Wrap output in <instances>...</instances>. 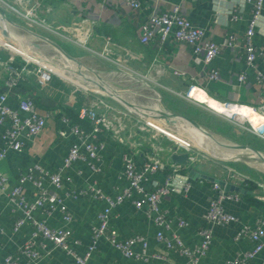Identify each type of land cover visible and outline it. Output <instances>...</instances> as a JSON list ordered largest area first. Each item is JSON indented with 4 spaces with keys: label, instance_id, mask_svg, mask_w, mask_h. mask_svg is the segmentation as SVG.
I'll return each mask as SVG.
<instances>
[{
    "label": "crops",
    "instance_id": "obj_1",
    "mask_svg": "<svg viewBox=\"0 0 264 264\" xmlns=\"http://www.w3.org/2000/svg\"><path fill=\"white\" fill-rule=\"evenodd\" d=\"M254 1L250 0V2L246 1V3L240 4V2L234 0H187L186 3L182 0H142V9L138 14H133L129 10L120 7L118 0H50L42 4L39 16L45 20L49 28L62 27L67 36L74 39L88 38L87 47L93 51L102 53L107 46L106 42H110L108 47L112 51L111 58L124 60L125 65L131 71L151 79L155 83L152 86L155 85L154 87H157L156 90L160 93L171 96H175L174 94L186 96L189 95L190 88L193 86L203 90L195 89L190 94L194 99L197 98V100L204 102L203 100L209 96L211 100L208 104L229 102L247 108L264 118L262 112L264 107V81H258V73L264 77V0L262 17L253 38L255 46L259 50L255 69L246 65L245 57L240 47L238 48L252 18L251 2ZM175 6H180L186 18L204 32L206 41L222 45L230 34L238 36L236 48L223 47L220 55L211 65L212 69L218 70L221 80L212 83L206 81L204 63L201 58L193 57L190 47H180L178 45L160 47L157 44L143 45L140 42L139 29L148 16L155 11L167 12ZM233 11L237 14L236 19L231 14ZM13 26L26 34L41 39V37L26 30L25 27L15 24ZM1 35L3 40L8 42L17 40V36L11 34L10 30H8V36H4L2 31ZM58 38L61 40L60 37ZM23 40L27 43L26 50L21 47L20 49L17 47L6 49L0 46V63H6L14 57V65L20 68L24 65L25 60L17 54H23L29 59L43 63L45 59L40 60L36 58L37 55L29 51L35 49L33 45H30L29 41ZM54 43L58 45L57 42ZM59 44L62 45L61 42ZM66 44L68 47H64L66 50L68 49L67 51L63 47L61 48L68 55L70 54L72 58L74 56H85L86 53L90 54L89 51L76 46L75 43L66 42ZM54 49L61 54L56 48ZM61 56L64 57L62 54ZM44 62H47V60ZM31 66L29 68L34 69ZM52 67L59 72V75L62 74L66 78L67 74L69 78L61 79L60 76H55L48 86L41 88L37 84L36 76L32 74L11 94L15 95L9 100L12 109H18L17 96L31 97L36 100L38 107L43 109L41 112L49 116L46 129L38 139L29 142L22 153L9 150L7 157L1 162L0 172L9 178L11 186L16 184L20 174L33 168V166L39 165L50 172H56L62 166L63 159L68 154L74 138L70 137L64 140L58 137V131L66 129L61 117L66 116L73 123H78V110L96 99V96L86 95L87 93L78 91L74 87L76 81L70 66L65 72L58 70L56 65H52ZM82 67L87 69L83 65ZM112 67L111 70L116 76L127 75L126 77H129V80L135 85L145 87L140 80L130 78L128 74H123L124 72L118 66L113 65ZM172 68H178L186 72V78L181 79L174 76L171 73ZM69 71L71 74L68 73ZM108 73L109 71L105 70L101 74ZM241 73L246 75L244 83L238 81V76ZM6 79L7 74L0 67V94L6 91ZM102 88H106L111 95L117 94L116 92L119 95L124 93L111 88L108 84ZM114 97L118 98L119 101L122 100L120 99L121 96L115 95ZM177 99L182 100L184 103H191L188 99L178 97ZM176 101L178 100L171 99L172 104H176ZM111 104L116 106L113 102ZM169 110L173 112L171 109ZM173 110L175 111L177 108L174 107ZM21 116L24 117L23 114ZM136 120V118H130L131 127L135 126ZM226 121L230 123V121ZM253 123L257 125L259 118L253 119ZM82 125L87 131L89 130L86 123ZM134 129H127L123 135L127 142L130 141L129 145L119 144L107 132L100 134L99 140L104 143V149L100 154L103 163L100 174H92L87 166L79 163L70 171L74 178L72 185L66 186L62 190L51 188L65 200L73 215L72 223L66 226L58 212L51 216L43 215L41 212L37 214L39 218L45 219L52 229L65 227L70 229L72 231L71 247L79 255H83L90 245L92 229L98 225V213L106 208L108 204L86 197L68 198L66 197L68 190L82 189L89 184L97 183L106 196L115 198L122 192L126 184L125 180L121 178L124 170V155L128 152H138L139 155L136 160L138 165L141 166L145 161V157L151 155L152 144L164 149L161 155L164 161L173 163L170 157L175 152V143L168 142L160 135H156L155 139L149 141L148 132L136 133ZM3 131V128L0 127V151L6 148L2 139ZM242 132L238 127L237 131L235 130L238 138L239 136L245 138ZM246 137L256 145V149L251 147L249 143L237 142V144L251 147L264 157V139L247 132ZM134 141L142 144L135 149L133 148ZM197 152L199 154L198 162L186 169L184 174L191 182L190 192L187 194H172L165 198L163 202V209L172 220L170 229L165 230L164 233L168 238H172L173 234L178 235L187 247L198 246L201 243L199 231L207 225L205 216L209 208V200L214 195L212 191L213 179L237 186L241 189L240 192H227L225 187L221 185L227 193L233 194L236 198L224 201L223 209L226 213L235 216L237 222L226 227H214L212 245L206 257L202 260V264H231L237 253L247 252L253 248V244L247 236H243L239 240L236 239V234L241 226H249L250 229L254 230L261 222H264V162L257 157L254 160L256 159L259 162H255L253 168H244L245 166L242 164L239 165L228 159H218L210 156L211 154H207L205 150ZM247 157H249V160L252 159L250 156ZM228 170L234 172L240 179L230 178L229 173H227ZM78 171H81V174H78ZM191 171H195L205 176V178L200 176L193 179L190 176ZM165 177V173L160 172L152 176L151 180L163 184ZM147 187H150L149 183ZM28 189L29 199L34 200V189L32 186H28ZM20 217H22L21 212L15 210L6 196L0 193V264H6V259L15 256L19 248L32 236L33 229L29 225H25L18 232H14V222ZM179 218L185 220L188 226L181 228L178 225ZM110 227L117 232L122 240L136 236L146 238L149 243V253L157 251L165 254L168 261L173 264H185L186 262V259L180 256L178 252L167 251L164 244L157 241V227L143 211L136 210L130 200H125L123 204L112 211ZM45 244V248L41 246V242L38 241L37 244L39 251L46 255L39 264H72V259L65 253L54 250L53 245L48 242ZM135 250L141 252L142 247L139 245ZM48 252L50 254L47 255ZM24 263L25 259L23 258ZM89 264H162V262L126 259L108 241L102 240ZM249 264H264V251Z\"/></svg>",
    "mask_w": 264,
    "mask_h": 264
},
{
    "label": "built area",
    "instance_id": "obj_2",
    "mask_svg": "<svg viewBox=\"0 0 264 264\" xmlns=\"http://www.w3.org/2000/svg\"><path fill=\"white\" fill-rule=\"evenodd\" d=\"M46 1L50 0H0V8L4 11L5 15L6 12L10 11L17 18L38 26H47L45 20L39 17V10ZM234 1L240 2V4H244L246 1L250 2V0ZM182 2L186 3L187 0H182ZM118 4L133 14H138L142 9V0H118ZM251 5L252 18L242 38V43H240L238 48L240 47L245 57L246 65L249 68L255 69L259 50L255 46L253 38L262 17L263 0H255L251 2ZM231 14H233L235 19L237 18V14L234 11ZM51 29L55 35L66 40V42L75 43L76 46L89 51L95 59H103V61L105 60L111 65L118 66L130 78L140 80L145 86L150 87L152 84H155L151 79L131 71L125 65L124 60L111 58L112 51L108 47L110 42L107 41V46L104 51L99 53L87 47L88 38L82 40L74 39L67 36L62 27H52ZM204 37V32L186 18L180 6H175L167 12H152L139 29V40L143 45L153 43L160 47L168 45L190 47L193 57L201 58L204 63V77L206 81L208 83L217 82L221 80L220 73L218 70L212 69L211 65L220 55L223 47L230 49L236 48L238 36L236 34H230L222 45L206 41ZM17 55L22 56L25 60L24 65L20 68L14 65V57L6 63H0L1 69L7 74L5 81L6 91L0 94V127L4 130L2 139L6 146L5 149L0 151V164L7 157L9 150L22 153L29 142L38 139L46 129L47 119L49 117L39 110L36 101L31 97L17 96L18 109H12L9 105V100L11 97H15V95H11L13 90L18 88L32 74L36 76L37 84L41 88H45L52 82L55 76H59L58 73L54 72L53 68L51 69L46 64L29 59L23 54ZM30 66L34 69H30ZM88 71L92 76L95 75L97 77L99 75L97 71L90 68ZM171 73L181 79H185L187 76L186 72L178 68H172ZM238 81L239 83H244L246 81V75L244 73L239 74ZM258 81H264V77L259 73ZM74 87L78 91L85 93L90 91L94 93L92 95L96 96V99L89 105H84L78 110V123H73L66 116L61 117V121L66 125V129H60L57 133L58 137L64 140L70 137L74 138L73 143L69 147L68 154L63 159L62 166L56 172H50L39 165L33 166V168L20 174L16 184L12 186L10 185L9 178L0 172V193L5 195L13 208L22 214V217L16 219L14 222V232H18L25 225H29L33 229L31 238L19 248L15 256L6 259V264H23V258L25 259L24 264H39L46 255H43L39 251L37 247L38 241L41 242V246L44 248L46 247L45 243L48 242L53 245L54 250L65 253L72 259V264H89L102 240L108 241L126 259L142 260L145 262L156 260L162 262V264H173L168 261L165 254L157 251L149 253V243L146 238L136 236L122 240L119 238L117 232L110 227L112 211L123 204L125 200H130L136 210L143 211L147 218L152 220L157 227L156 239L158 242L164 244L167 251L178 252L180 256L186 259L185 264H202L203 258L206 257L212 245L214 227H226L237 222L235 216L226 213L223 209L224 201L236 198L233 194L227 193L219 183L214 182L212 186L214 195L209 200V208L205 216L207 225L199 231L201 243L198 246L187 247L178 235L173 234L172 238L165 236L164 231L170 229L172 224V220L168 217L167 212L164 211L162 206L165 198L172 194H187L192 188L191 182L184 174L186 173V169L198 162L199 154L195 152V146L190 144L181 145L174 140L176 144L174 153H186L189 160L187 166L164 161L160 155L161 152H164V149L153 144L151 145V155L145 157V161L141 166L138 165L136 160L139 155L138 152H128L125 154L123 157L124 170L121 178L125 180L126 184L122 192L115 198L106 196L97 183L89 184L82 189L67 191L66 197L68 198L77 199L79 197H86L108 204L106 208H103L98 213V225L93 227L91 243L83 255L77 254L72 249V231L70 229L67 227L52 229L48 226L45 219L39 218L37 215L39 212L47 216L58 212L62 220L66 223V226L73 222V215L65 200L58 193L51 190V188L62 190L66 186L72 185L74 178L70 174V171L79 163L87 166L92 174L97 175L101 173L103 163L100 154L104 149V143L99 140L100 134L107 132L116 142L122 145H129L123 135L127 129L132 130L133 128H135L136 133L148 132L149 141L155 139L156 135L160 134L172 139L164 130H156L152 125L145 124L141 120L143 118L141 115L147 111L144 112V110L133 105V107L137 108V111H135V108H128L116 97H110L108 94H103L94 89H86L79 84ZM154 88L152 90L156 94L157 102L164 108L162 104L163 97L156 90L157 88ZM159 89L162 90L161 88ZM195 89L201 90L191 86L189 95H174L178 98H184L190 100V102L198 103L190 99L192 97L190 94ZM108 99L119 103L124 110L111 104V101ZM120 99L123 98L120 97ZM221 104L227 107V109L237 106L229 102ZM262 112L264 114V107L262 108ZM22 114L24 117L21 116ZM131 117L137 119L134 127H131V123H129ZM165 120L167 121L166 118ZM85 123L89 127L88 131L83 128L82 124ZM148 127L156 131L151 133L152 131ZM249 131L264 139V129L258 131L255 127H252ZM141 144V142L134 141L133 148L137 149ZM160 172H164L166 175L163 184L151 180L152 176ZM227 173H229L230 178L235 180L240 179L230 170ZM78 174H81V171H78ZM148 183L150 187H147ZM28 186H32L34 189V200L29 199ZM178 225L184 228L188 226V223L179 218ZM243 236L249 238L253 244V248L247 252L237 253L231 264H249L264 251V222H261L254 230L250 229L249 226L242 225L236 234V239L239 240ZM139 245L142 247L141 252L135 250ZM48 254L50 253L48 252Z\"/></svg>",
    "mask_w": 264,
    "mask_h": 264
},
{
    "label": "rangeland",
    "instance_id": "obj_3",
    "mask_svg": "<svg viewBox=\"0 0 264 264\" xmlns=\"http://www.w3.org/2000/svg\"><path fill=\"white\" fill-rule=\"evenodd\" d=\"M6 15H7V18L9 21H11L12 23H14L17 26L20 25L22 27H25L26 30L31 31V33L41 37V39L36 38L34 36H31L28 33L26 34L22 30L17 29L16 26L14 27L13 25L9 24L10 26H7V28H8V30L11 31V34H14L15 36H17L16 37L17 40L9 41V42L6 40H3V38H2L3 36L1 35L2 26H1V22H0V42H1L0 46H2V48L4 47L7 49L8 47L10 48V46H11V47H17L19 49L21 47V48H24L26 50L27 43H25L23 40V39H25V40L29 41L30 45H33V48H35V49L29 50V51L31 53H33L34 55H37L36 58H38L40 60H43V59L47 60V62H44L45 61L44 60L43 63L46 64L48 67L51 66L50 67L51 69L53 68L52 65L59 66V65H63V64L68 63L67 65H69L72 68V72L74 73L73 74L74 79L79 81L80 83L86 82L83 84L90 85V86H92V85L96 86L98 83L108 84L111 88H113L117 91H120V92L123 91L124 93L120 95L123 99H125L131 105H134V106L138 107L139 109L144 110V112L145 111L148 112V113L145 112V114L141 115L143 117L141 120L145 124L147 123L148 125L149 124L152 125L156 130L157 129L169 130V131H173L177 134L181 133L185 137L189 136V135H187V133H185L181 129V127L179 126L178 123L174 124V122H170L168 120L166 121L165 118L161 117L162 116L161 114H160L161 116L158 115L159 113L157 114L156 111H158L157 110L158 107L160 109L162 107L157 102L156 94L153 92L152 89H149L146 86L144 87L143 85L142 86L141 85H135L133 82H131L129 80V77H126L127 75H123L122 77L116 76L114 74V72H110V71H112L111 68H113L112 67L113 65L109 64L105 60L103 61V59H101V60L95 59L90 54L86 53L85 56L83 55L80 57L74 56L75 58L73 57V59H75V61H77L79 64L74 62L73 60L68 58L66 55H63L61 53L64 56V57H62L61 54H59L54 49L53 46L48 44V42H52V43L57 42L60 47H62V45H64L65 47L66 46L68 47V45L66 44V40H64L62 38L60 40L55 35V33L52 32L51 28H49L48 26H45V25L38 26V25L32 24V23L25 21V20L23 21L22 19L13 16L12 12H10V11L6 12ZM13 17H14V19H12ZM14 32H16V33H14ZM60 42L62 45L59 44ZM6 45L7 46L9 45V46L7 47ZM77 50L78 49L76 48V51ZM40 57H42V58H40ZM63 58L66 60H63ZM54 60L56 62H54ZM82 65L84 67H87V69L83 68ZM89 68L97 71L98 72L97 74H99L101 76L100 77H99V75L97 77L95 75L92 76L91 73L88 71ZM67 69H68V67H66V70ZM53 70H54V68H53ZM105 70L109 71V73L108 74H101V73L105 72ZM54 72L59 74V72H57L56 70H54ZM59 76L61 79L65 78L62 74H60ZM65 79H68V78H65ZM76 83L74 82V84H76ZM82 83H81V86H85V85H82ZM78 84L79 83H77L76 85H78ZM86 87L87 86H85L84 88H86ZM150 87L154 88V86H150ZM93 88H96V87H93ZM93 88H91V89H93ZM156 88L157 87H155L154 89H156ZM97 91L102 92L103 94L111 95L110 92L106 88L98 89ZM87 93L94 94L90 91H87ZM116 93L118 95L114 93L113 96H115V95L119 96V93L118 92H116ZM174 97H176V96H174ZM190 99H192V100H194L200 104L192 103V102L191 103H188V102L184 103V102H181L180 100L176 99V100H178V101H176V104L178 105V108H180V113L183 111H185V113L187 112L186 117H188L194 121L196 120V122H197V120L200 121L201 119L199 117H197L196 115L198 114V112H201L203 114L204 119H205V120H203V118H202V120H201L202 121L201 123H203V125H206V122H205L206 120H208V123L211 125H218V124L222 123L223 119H226V120L230 121V124H232L235 127H238L241 131H243V133L245 134V137H246V132L250 133L249 129L252 128V125L246 119H241L237 116L226 115L223 112H219V111L209 107L208 102L211 100L209 96H207V98H205L203 100L204 102L197 100V98L194 99V97H190ZM108 100L113 102L118 108L124 110L123 107L121 105H119V103H117L116 101H113L111 99H108ZM162 104H163V102H162ZM202 104H204V105H202ZM165 106L169 109L167 104H165ZM162 109H164V108H162ZM159 112H160V110H159ZM127 113H129V112L127 111ZM174 113H176V112H174ZM157 117H160V118H157ZM203 125H201V126H203ZM203 127L205 129H207L210 134H212V137L219 139L223 143L226 142L225 144H227L228 146L232 145L233 147H235L236 145H238L237 141H235L233 139L231 140V139L226 138V137H224V136H222L216 132H213L212 130L206 128L205 126H203ZM148 128H150V130L153 133L156 131L155 129H153L151 127H148ZM160 136L165 138V140H167L168 142L171 141L174 143V140L166 137V135L160 134ZM254 142H256V141H254ZM128 143L130 144V141ZM203 144L207 147L208 151L207 150L206 151H207V154H209V155L211 154L210 156H214L218 159H228V160H230L234 163H237L239 165L242 164L243 166H245L244 168H247V167L253 168V166H255V162H257V163L259 162L256 159L255 160L254 159L249 160V157H247V156H250L252 154L250 153V155H249L247 153L248 151L245 152L246 154L243 153V156L233 157V155H234L233 153L238 152V151H234V150L229 149V148H224V147L219 146V145H211L208 143H203ZM251 145L256 147V145H254V143H252V142H251ZM194 149H197V150H195V152L200 150L196 146L194 147ZM219 149H221V150H219ZM222 149H224V150H222ZM200 151H202V150H200ZM162 154H163V152H161L160 155H162ZM251 157H253V156H251ZM253 158H255V157H253Z\"/></svg>",
    "mask_w": 264,
    "mask_h": 264
},
{
    "label": "bare ground",
    "instance_id": "obj_4",
    "mask_svg": "<svg viewBox=\"0 0 264 264\" xmlns=\"http://www.w3.org/2000/svg\"><path fill=\"white\" fill-rule=\"evenodd\" d=\"M15 27V26H14ZM15 51V50H14ZM15 52H17V51H15ZM40 53V52H39ZM60 60V59H59ZM63 60H66V59H64L63 58ZM54 62H56L55 60H54ZM62 62V61H61ZM68 64V63H67ZM67 64H63V65H59V66H57L56 65V67H57V69L58 70H62L63 72H65L66 71V67H68L69 65H67ZM72 71V70H71ZM69 74H71L70 73V71L68 72ZM100 77V76H99ZM66 78H69V75H67L66 74ZM71 78V77H70ZM77 83H79L80 85H81V83L79 82V81H77V80H75ZM83 83H86V82H83ZM82 83V85H85V86H87L88 88H93V87H96V88H93L94 90H98V89H100V88H102L104 85H106V84H101V83H98L96 86L95 85H92V86H90V85H86V84H83ZM85 86H83V87H85ZM86 87V88H87ZM118 95V94H117ZM151 100V99H150ZM128 108H130V109H134L135 107H133L129 102H127L126 100H124V99H122L121 100ZM216 102V101H215ZM217 103H219V102H217ZM220 104V105H219ZM219 104H215V103H210V104H208L209 105V107H211V108H213V109H215V110H217V111H219V112H223L224 114H226V115H230V116H237V117H239V118H241V119H246L250 124H252V126H254L255 128H256V130H258V131H261L262 129H263V125H264V118H262V116H259V115H257V114H255L254 112H252V111H250V110H248L247 108H244V107H241V106H236V107H232L231 109H227V107H225V106H223L221 103H219ZM148 110V109H147ZM158 113L159 114H161V115H165L166 117V119L168 120V121H170V122H174V124L175 123H178L179 124V126L181 127V129L185 132V133H187V135H189L188 137H185L183 134H177V133H175V132H173V131H169V130H164V132H166L173 140H175L177 143H180L181 145H186V144H190V145H192V146H196L198 149H202V150H204L205 149V151L207 150V147L203 144V143H208V144H211V145H219V146H222V147H224V148H229V149H232V150H234V151H238V152H234L233 154V157H235V156H243V153L244 154H246L245 152H247V151H242V150H240L239 151V149H236V147H233L232 145L231 146H228L227 144H225V143H223V142H221L219 139H217V138H214V137H212V136H210V135H208V134H206V133H204V132H202V131H200L199 129H197V128H195L194 126H192L191 124H189L187 121H185V120H183V119H172V118H169V117H167V114H168V112H166L164 109H160L159 107H158ZM159 110H160V112H159ZM135 111H137V108H135ZM255 118H259V123L257 124V125H254V123H253V119H255ZM203 142V143H202ZM209 149V148H208ZM219 150H221V149H219ZM222 150H224V149H222ZM208 151V150H207ZM249 155H250V153L252 154V155H250V157L251 156H253V157H255V158H257V156L253 153V152H250V151H248L247 152ZM253 157H251L252 159H254Z\"/></svg>",
    "mask_w": 264,
    "mask_h": 264
},
{
    "label": "water",
    "instance_id": "obj_5",
    "mask_svg": "<svg viewBox=\"0 0 264 264\" xmlns=\"http://www.w3.org/2000/svg\"><path fill=\"white\" fill-rule=\"evenodd\" d=\"M0 19H1V26H2V33L4 36H8V28L7 26L10 24V25H13L14 23H12L11 21L8 20V18L6 17L4 11L0 8ZM43 39V38H42ZM48 44L52 45L54 48H56L60 53H62L63 55H66L68 58H70L71 60H73L74 62L78 63L77 61H75V59H73L71 56H69L61 47H59L57 44L55 43H52V42H48ZM79 64V63H78ZM110 97H114L113 95H109ZM115 98V97H114ZM164 109L166 112H168L167 114V117L169 118H173V119H183L185 121H187L189 124H191L192 126H194L195 128L199 129L200 131L212 136V134L209 133V131L207 129H205L203 126H201L199 123H197L196 121L184 116V115H181V114H177V113H174V112H171L167 107L164 106ZM162 117H166L164 114L162 115ZM236 149H239V150H246V151H250V152H253L258 158L259 160L263 161L264 162V158L263 156L261 155L260 152H258L257 150L251 148V147H248V146H244V145H236L235 146ZM171 161L175 164H178V165H182V166H187L188 165V155L186 153H173L170 157ZM190 176L193 178V179H197L198 177L202 176L203 178H205V176L203 175H200L198 174L197 172L195 171H191L190 172ZM213 182L215 183H219L220 185L224 186L225 187V190L227 192H233V191H236V192H240L241 189L237 186H234L232 184H227L225 182H222L220 180H217V179H213Z\"/></svg>",
    "mask_w": 264,
    "mask_h": 264
},
{
    "label": "trees",
    "instance_id": "obj_6",
    "mask_svg": "<svg viewBox=\"0 0 264 264\" xmlns=\"http://www.w3.org/2000/svg\"><path fill=\"white\" fill-rule=\"evenodd\" d=\"M64 49H65V51H67L66 50V48L64 47V45L62 46ZM63 72V71H62ZM161 95H162V97H163V103L164 104H167L168 105V107H169V109H171L173 112H176V111H178L177 113H179V114H182V115H184V116H186L187 115V112L185 113V111H183V112H181L180 113V108H178V105L177 106H175L176 104H172L171 103V99L173 100H176L177 98H175L174 96H171V95H169V94H166V93H161ZM178 100H180V99H178ZM36 101V100H35ZM181 102H183L182 100H180ZM174 107H176L177 108V110H173V108ZM39 108V110L41 111V110H43V109H41L40 107H38ZM197 117H199L201 120H202V118H203V120H205L204 119V117H203V114L201 113V112H198V114L196 115ZM199 121V120H197V122L199 123V124H201V125H203V123H201L202 121ZM196 121V120H195ZM206 122V125H203V126H205L206 128H208V129H210V130H212L213 132H216V133H218V134H220V135H222V136H224V137H226V138H229V139H233V140H235V141H237V142H242V143H249L250 144V146L251 147H253V148H255V146H253V145H251V142L248 140V138L247 137H245L244 138V136L243 137H240L239 136V138L236 136V134H235V130L237 131V127H235V126H233L232 124H230L229 122H227L226 120H222V123L221 124H218V125H211V124H209L208 123V120H206L205 121ZM243 133V132H242ZM244 134V133H243ZM245 135V134H244ZM243 138V139H242ZM256 142H259V141H256ZM256 149V148H255ZM228 176V175H227ZM229 178V177H228Z\"/></svg>",
    "mask_w": 264,
    "mask_h": 264
}]
</instances>
